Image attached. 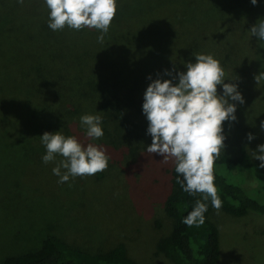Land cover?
<instances>
[{
  "label": "rangeland",
  "instance_id": "374dc122",
  "mask_svg": "<svg viewBox=\"0 0 264 264\" xmlns=\"http://www.w3.org/2000/svg\"><path fill=\"white\" fill-rule=\"evenodd\" d=\"M128 2L117 0V4ZM169 2L184 0L137 1L138 5L152 6V13L116 21L122 26L109 28L104 42L98 43L101 33L95 29L86 28L81 36L82 30L68 27L51 30L44 0H24L23 5L17 0H0V30L7 28L0 34V264L8 256L39 249L44 238L51 235L89 254L129 243L131 256L138 264H166L161 257L153 256L152 247L159 235L155 223H160V233L172 223L164 203L172 190L175 163H162V156L146 151L152 137L147 134L144 100H138V105L128 103L127 88L116 92L118 100H111L112 105L119 106L118 113L106 117L107 125L101 124L108 138L91 143L109 157L107 170L70 177L59 185L52 169L63 157L57 155L48 164L42 158L41 163L34 162L35 157L37 160L46 154V149L40 140L42 128L28 113L25 93L30 82L18 75L27 65L50 62L56 46L43 45L42 41L50 32L66 39L68 49H82L83 41L95 42L91 47L94 51H109L116 56L127 54V44L139 35L140 41L132 48L141 60L126 62L139 78V98L156 79L172 80L174 84L175 73L167 75L162 69L182 66V61L175 64L172 54L184 51V36L197 37L195 51L189 53L194 59L189 58L186 64L196 62L193 54L212 55L224 69L225 83L236 84L244 100L243 104L229 100L236 105V120L223 123V135L225 140L234 137L231 147L224 144L223 149L229 148L233 156L241 148L252 154L264 145V130L260 127L264 121V78L256 81L264 73V42L250 32L264 20V0H257L255 6L251 0H186L191 10L202 5V21H189L192 14ZM234 6L242 10V18L230 12ZM132 21L138 22L133 28L137 31H131L129 24L126 27ZM168 54L169 61L160 62ZM218 95H223L222 86H218ZM86 114L82 111L75 119L78 132L86 131L80 124V117ZM43 115L42 127L50 121L48 114ZM249 134L255 139L249 141ZM209 218L220 233L217 264H264V216L249 213L236 217L213 208Z\"/></svg>",
  "mask_w": 264,
  "mask_h": 264
},
{
  "label": "trees",
  "instance_id": "16d2710c",
  "mask_svg": "<svg viewBox=\"0 0 264 264\" xmlns=\"http://www.w3.org/2000/svg\"><path fill=\"white\" fill-rule=\"evenodd\" d=\"M137 1L139 0L118 3L116 15L110 28L122 26L123 23H115L116 21L133 20L141 13L145 12L144 15L152 13V6L138 5ZM240 1L237 0V2ZM169 3L179 5L180 9H185L188 14H192L191 17L189 16V21H202L199 17L205 15L202 5L191 10L186 0L184 3ZM229 7H233V5L230 4ZM234 9L230 12L236 18H242V10L235 6ZM2 15L5 14L2 13ZM174 16L176 18L175 11ZM136 23L138 22H128L126 27L129 24L131 31H137L133 29L137 27ZM5 28L0 30V34L4 33ZM85 29L79 33L80 36L83 35L82 32ZM112 40L114 43L117 42L114 36ZM42 41L43 45L56 46L50 62L48 64L36 62L31 66L27 65V68L21 70L18 75L19 79L30 82L25 93L28 113L38 120L39 126L42 128V136L45 132L53 134L58 130V132L62 131L65 137H76L83 145L105 141L108 138V133L104 126H101L104 132L102 138L90 139L86 136V131L78 132L74 128V122L79 113L85 111L90 115H100L102 123L107 125L106 117L118 113L119 104L115 103L118 100L116 92L118 93L122 88H127L125 93L128 103L138 105V100H144L143 97L139 98L140 96H138L137 82L139 78L137 73L130 70V66L126 63L127 60L128 62L135 60L136 63L141 60V56L134 51L136 43L140 41L139 35L133 37L127 44V54L117 56L109 51H94L91 47L95 45V42L87 43L88 41H83L85 44H81L85 46L76 52L66 48V39L63 40L61 35H54L51 32L49 37L46 38L45 35ZM196 42L197 37L191 39L187 35L184 36V53L172 54L175 64L182 61V66L162 69L164 74L175 73L174 84L178 83L177 73L186 72L184 64L189 58L194 59V57H190L189 53L192 50L195 51ZM151 52L149 51V53ZM170 57L171 54H168L160 62L169 61ZM71 95L78 97L73 98ZM114 99L115 104L112 105L111 100ZM44 113L48 114L50 121H46L42 127L41 121H43ZM233 137L228 136L224 142L229 148L232 145ZM229 148L221 151L213 165L214 184L221 200L220 209L236 217H242L249 213L264 216V168L259 167L261 162L253 159L251 152H248L246 148H241L238 154L233 156L228 152ZM41 158L37 157L36 160L35 157L34 162L41 163ZM171 176L172 190L166 196L164 208L172 223L168 230L165 232L163 230L161 233L159 232L160 223H155V229L159 235L152 247L153 256L161 257L166 264H217L221 242L220 233L209 218L214 208L211 200H203L202 194L193 196L184 192L180 184L177 183L178 179L182 180L183 178L176 173L175 167L171 171ZM57 180L59 179L57 178ZM59 185H64V183H59ZM197 200L207 205L208 210L204 214L205 222L203 225L189 227L182 221L193 209ZM128 245L129 243H118L105 252L89 254L69 246L58 237L51 235L44 238L39 249L8 256L2 264H138L131 256Z\"/></svg>",
  "mask_w": 264,
  "mask_h": 264
},
{
  "label": "clouds",
  "instance_id": "9594fccd",
  "mask_svg": "<svg viewBox=\"0 0 264 264\" xmlns=\"http://www.w3.org/2000/svg\"><path fill=\"white\" fill-rule=\"evenodd\" d=\"M17 3L23 5L24 0ZM44 3L49 10L51 30L95 29L101 33L98 43L104 42L117 11V0H44ZM251 4L257 5V0H251ZM250 32L264 42V20L258 21ZM193 55L196 62L187 63L186 72L177 73L178 83L156 79L144 93L142 110L148 121L147 134L152 137L146 151L162 156V163L173 161L176 173L183 178L177 180L181 189L193 196L202 194L203 200L210 199L219 211L221 200L214 184L213 165L224 148L223 123L236 120V105L229 100L240 104L244 100L236 84L225 83V72L217 59L210 54ZM166 74L172 75L171 72ZM260 78H264V73L257 76L256 81ZM218 86H222L223 95H218ZM80 124L88 138L103 137L100 115H82ZM260 127L264 130V121ZM253 139L255 137L249 134L248 140ZM40 140L46 149L42 157L45 164L53 162L57 155L63 157L52 169L59 177L58 183L107 170L109 157L98 146L91 143L85 146L76 137H65L61 132H45ZM252 156L261 162L259 167L264 168V145H259ZM61 169L65 171L62 173ZM207 210V205L197 200L182 222L189 227L203 225Z\"/></svg>",
  "mask_w": 264,
  "mask_h": 264
}]
</instances>
